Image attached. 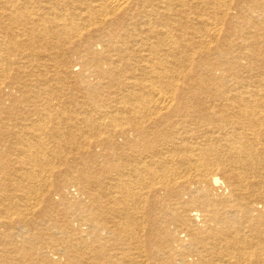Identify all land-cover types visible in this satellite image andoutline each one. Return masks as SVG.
Segmentation results:
<instances>
[{"label": "bare ground", "instance_id": "obj_1", "mask_svg": "<svg viewBox=\"0 0 264 264\" xmlns=\"http://www.w3.org/2000/svg\"><path fill=\"white\" fill-rule=\"evenodd\" d=\"M177 262L264 264V0H0V264Z\"/></svg>", "mask_w": 264, "mask_h": 264}, {"label": "rangeland", "instance_id": "obj_2", "mask_svg": "<svg viewBox=\"0 0 264 264\" xmlns=\"http://www.w3.org/2000/svg\"><path fill=\"white\" fill-rule=\"evenodd\" d=\"M180 231H181L180 234H181V235H184L183 230L181 229ZM243 233H245L246 235H249V237H250L251 239H254V237L256 236L255 232H254L252 229H249V228H248V229H247V228H246V229L244 228V229H243ZM177 264H182V263H178V262H177Z\"/></svg>", "mask_w": 264, "mask_h": 264}]
</instances>
